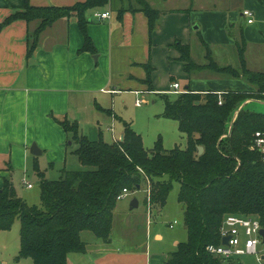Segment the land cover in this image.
Listing matches in <instances>:
<instances>
[{
	"label": "trees",
	"instance_id": "trees-1",
	"mask_svg": "<svg viewBox=\"0 0 264 264\" xmlns=\"http://www.w3.org/2000/svg\"><path fill=\"white\" fill-rule=\"evenodd\" d=\"M111 1L35 6L26 0L24 9L8 16L0 24V30L15 20H40L36 30L28 35L30 57L44 29L60 18L76 16L84 36L81 51L94 54L97 50L87 29L88 12ZM135 1L138 7L131 6V10L146 14L152 33L161 12L145 0ZM125 10V7L119 9L120 18ZM203 44L208 60L205 64L192 58L188 44L179 40L174 43L187 73L209 69L243 78L254 89L196 92L189 88L173 100L167 93H161L165 102L162 116L178 121L180 131L188 138L185 148L166 149L159 139L148 151L142 135L111 110L107 112L121 121L124 128L122 138L112 143L102 138L90 139L76 120L59 119L71 144H77L73 153L89 169H64L60 178L50 180L37 168L41 178V206L29 204L18 196L9 177L4 178L0 189V231L11 229L19 219L21 244L17 258H31L33 264H68L69 254L87 248L81 238L82 231H92L106 243L112 241L114 210L124 189L134 192L150 185V204L162 209L174 182H178V200L183 206L188 238L171 252L168 264H245L241 257L216 256L208 246L221 243L220 229L228 214L256 216L264 226V161L255 141L257 132L264 134V110L251 106L256 102L249 103L232 122L244 101L264 100V72L248 68L244 37L237 43L239 67L219 65L210 47L206 42ZM143 66L145 82L151 89L154 67L150 59ZM199 146L204 147L202 154Z\"/></svg>",
	"mask_w": 264,
	"mask_h": 264
},
{
	"label": "crops",
	"instance_id": "crops-1",
	"mask_svg": "<svg viewBox=\"0 0 264 264\" xmlns=\"http://www.w3.org/2000/svg\"><path fill=\"white\" fill-rule=\"evenodd\" d=\"M28 1L35 6H69L84 0ZM145 1L161 12L152 33L146 14L131 10V6L138 7L134 0H112L107 6L88 12L87 29L97 50L94 54L81 51L84 36L76 16L60 18L44 29L30 57L27 56L28 35L36 30L40 20L19 19L0 30V189L13 168L28 166L32 143L38 146L40 155H47L52 163L66 162L69 137L59 119L78 121L85 134L83 126L91 124V115L101 113L100 108H107L109 100L115 108L117 99L125 94L169 95L176 93L172 90L176 82L180 84V93L189 88L196 92L254 89L244 79L223 78L209 69L187 73L174 43L179 40L192 47L194 41L203 46L206 42L220 65L221 58L244 37L248 68L264 72V68L261 70L254 65L259 63L256 56L260 54L264 61V0ZM25 2L0 0V24L11 14L23 10ZM123 7L127 10L120 18L118 11ZM245 9L255 13L254 23L247 22ZM106 11H110L111 16L104 20L95 15ZM191 55L193 58L192 48ZM149 59L154 67L151 89L145 82L143 66ZM207 62L205 55L200 64ZM161 70L169 79L167 87L156 81ZM111 117L118 120L114 115ZM123 131L122 127L115 140L122 138ZM28 188L33 189V185ZM16 192L21 196L17 189ZM24 196L29 201V197ZM135 199L137 206L132 205ZM144 204L145 209H142L135 197L116 205L109 243L92 231L93 235H87L88 230L82 231L81 238L87 248L84 252L69 254L68 264H168L171 252L181 239L172 236L167 241L161 230L152 226V219L157 220L154 217L157 208L147 207L145 198ZM157 212L163 214V209ZM169 224L174 229L177 221ZM184 230L187 233L186 227ZM139 233L143 235L142 241L135 242ZM251 264L259 263L254 257Z\"/></svg>",
	"mask_w": 264,
	"mask_h": 264
},
{
	"label": "rangeland",
	"instance_id": "rangeland-1",
	"mask_svg": "<svg viewBox=\"0 0 264 264\" xmlns=\"http://www.w3.org/2000/svg\"><path fill=\"white\" fill-rule=\"evenodd\" d=\"M191 48L193 59L199 63L203 62V60H205L206 47L201 43L199 44L194 41ZM261 57V54L256 56V59L259 63H254V65H256L257 68L260 66L259 68L262 70V68H264V61L261 60ZM227 63H230L229 65H233L234 67L240 66L237 46L231 50L226 57L221 58L220 65ZM219 75H221L223 78L235 79L234 77L228 75ZM240 80H243V78H240ZM156 81L159 84L167 87L169 79L166 78V73L161 70L156 76ZM180 83L183 85L182 80H180ZM181 89H183V87ZM177 96L178 93L169 94V97L172 100L177 98ZM137 98L142 101L139 106H137L135 103ZM112 106L113 103L111 100H109L106 105L107 108L103 107L104 110L101 111V113L96 112L95 114H92L91 124L89 123L83 126L86 131L85 135H87L90 139L98 140L99 138H102L104 141L112 143L116 138H119V132L122 129L123 124L119 120L112 119L111 114L107 112V110H111L123 120L130 122L133 129L142 135L144 146L148 151L155 146L159 139L162 140L163 146L166 149H172L176 146L185 148L187 146L188 138L180 131L178 121L162 116L165 109V102L161 94H139L138 97L133 94H125L122 98L120 97L117 99L115 108ZM251 106L257 110H264V104L254 103L253 105L251 104ZM76 147V143L71 144V140H68V156L65 163L58 162L57 160L52 163L47 155L36 156L34 154H30L31 160L28 166L17 169L13 168L12 173L9 175V179L15 184V189H17L20 194L22 193L29 197V201H27L29 204L41 206V178L36 169L38 168L44 172L46 178L50 180H56L60 178L64 169H89V167L83 165L77 155L73 153ZM29 184L33 185V189L28 188ZM149 189L150 185L147 184L140 190L130 192L129 195L120 199L117 204L121 205L122 203H127L136 197L139 199L142 209H145L144 198L147 207H152L150 204ZM178 193L179 184L178 182H174L173 189L168 196L167 204L162 208L163 214H158V208L154 210V217H156L157 220L155 221L154 218L152 219V226H157L167 241L170 237L177 236L181 239L179 241L183 242L187 240L188 235L184 230V211L182 204L178 200ZM22 194L20 197L25 198V196ZM174 221H177V224H174L176 227L173 229L170 227L169 223H174ZM20 228L21 224L19 219H17L11 229L0 231V264H33V260L31 258H17L21 244ZM87 233V235H93L91 231ZM142 236L143 235L139 233L134 241L141 242ZM130 244L133 245V242ZM241 260L246 264H251L254 261V256L244 255L241 256Z\"/></svg>",
	"mask_w": 264,
	"mask_h": 264
},
{
	"label": "built area",
	"instance_id": "built-area-1",
	"mask_svg": "<svg viewBox=\"0 0 264 264\" xmlns=\"http://www.w3.org/2000/svg\"><path fill=\"white\" fill-rule=\"evenodd\" d=\"M95 15L99 20H104L111 16V12H97ZM244 15L247 17L248 23L255 22V13L252 10L245 9ZM172 87L174 92L180 93L179 83H173ZM141 102L139 99L136 100V105L139 106ZM255 141L264 161V134L257 132ZM28 186L31 187L32 184ZM129 193L128 189H124L118 199L124 198ZM262 229H264V226L259 217L228 214L220 229L221 243L209 245L208 250L212 254L225 259L251 255L256 258L259 264H264V237L261 234ZM223 238L228 239L227 244L223 243Z\"/></svg>",
	"mask_w": 264,
	"mask_h": 264
},
{
	"label": "water",
	"instance_id": "water-1",
	"mask_svg": "<svg viewBox=\"0 0 264 264\" xmlns=\"http://www.w3.org/2000/svg\"><path fill=\"white\" fill-rule=\"evenodd\" d=\"M252 102H256V103H260V104H264V100H254V99H248L246 101H244L240 107H238V109L235 111L234 115H233V119H232V122L236 119L238 113L241 111V109L243 107H245L247 104L249 103H252ZM198 150H199V154H202L204 152V147L203 146H199L198 147ZM31 153L34 154V155H40L41 154V151L40 149L38 148V146L36 144H33L32 147H31ZM135 205L137 206L138 205V201L137 199H135L132 203V205ZM261 234L263 235L264 237V229L261 230ZM223 243L227 244L228 243V239L227 238H223Z\"/></svg>",
	"mask_w": 264,
	"mask_h": 264
}]
</instances>
